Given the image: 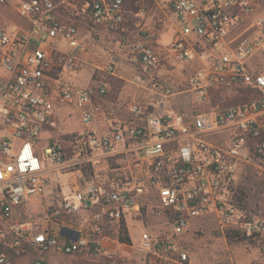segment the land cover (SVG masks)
Segmentation results:
<instances>
[{"label": "built area", "instance_id": "2783aa9c", "mask_svg": "<svg viewBox=\"0 0 264 264\" xmlns=\"http://www.w3.org/2000/svg\"><path fill=\"white\" fill-rule=\"evenodd\" d=\"M161 1L175 31L170 55L198 66L189 91L203 110L193 114L111 103L108 83H75L85 25L128 48L140 67L133 84L158 87L152 44L164 29L138 25L134 36L127 0H20L26 25L0 28V225L14 222L10 233L0 228V245L112 257L111 243L122 245L120 226L133 222L143 227L138 264H192L179 240L193 224L264 235V213L243 186L251 181L264 197V70L253 65L264 58V12L254 0ZM64 41L69 52L58 46ZM117 64L95 68L115 75ZM241 94L250 96L221 105ZM64 111H78L82 128L50 138L41 153V134L58 130ZM54 171L73 175L71 193L52 199L42 218L18 220L29 199L44 196ZM156 219L163 228L150 225ZM0 264L12 262L0 252Z\"/></svg>", "mask_w": 264, "mask_h": 264}, {"label": "rangeland", "instance_id": "374dc122", "mask_svg": "<svg viewBox=\"0 0 264 264\" xmlns=\"http://www.w3.org/2000/svg\"><path fill=\"white\" fill-rule=\"evenodd\" d=\"M258 12H264V0H254ZM20 0H6L0 3V28H10L12 26H23L17 14L16 8ZM126 27L138 34V25L145 27H162L163 35L152 46L156 49L160 59V68L157 74L158 87L153 90L143 88L133 84V77L139 71V65L130 62L128 48L117 45L115 41L102 29L89 32V27L83 30V38L87 42L84 52V65L81 72L76 76L75 81L79 86H88L93 80L103 81L109 84V98L115 102L120 97L119 104L125 106L132 102H138L151 112L161 113L166 110H179L188 114L203 110L195 103V97L190 90V78L197 70L198 66L176 61L169 53L174 37V26L168 10L163 6L161 0H127L126 2ZM58 45L63 51L69 52L71 47L67 42ZM118 60L115 75L99 71L95 67L103 68L112 60ZM253 65L260 70H264V58L253 61ZM170 91V94L167 91ZM123 91V93H120ZM218 96V95H217ZM249 94H241L237 97L227 99L222 106L246 101ZM219 101V99H218ZM215 98L213 105H218ZM58 112L60 125L58 130L45 131L39 138L38 149L42 153L50 138L56 137L65 139V135L71 131H78L82 128L78 111ZM53 186L61 184V190L66 194L69 191L70 177L64 174L61 177L53 175ZM252 182L243 185L249 188V204L256 207L257 211L264 213V197L259 194L258 187H252ZM257 189V190H256ZM51 190V189H50ZM99 213L100 211H95ZM45 210L40 204L25 208V212L20 213L18 220L25 215L34 218H42ZM86 218V217H85ZM25 220V219H24ZM14 222H5L0 228L10 233V226ZM75 224L80 225L76 220ZM150 225L156 229L164 227L162 220H151ZM143 227L140 224L129 222V234L131 247L120 248L118 244L111 243V249L115 251L112 257L102 255L99 258H89L78 255H62L54 252L42 255L39 251H32L25 256L10 257L12 264H138L139 255L132 248H136L140 243V236ZM12 236H10L11 238ZM180 244L188 251L192 264H264V235L252 240L236 241L229 243L226 235L217 232L216 228L207 223L193 224L181 235ZM9 258V257H8Z\"/></svg>", "mask_w": 264, "mask_h": 264}, {"label": "trees", "instance_id": "16d2710c", "mask_svg": "<svg viewBox=\"0 0 264 264\" xmlns=\"http://www.w3.org/2000/svg\"><path fill=\"white\" fill-rule=\"evenodd\" d=\"M195 112H197V109H195ZM243 195H246L247 196V193L246 194L243 193ZM242 200H244L243 197H242ZM20 210H21L20 213H22V212L24 213L25 212V207H23ZM24 219H27V215H25V214H24V217H22L20 221H22ZM68 221L69 222H74L75 219H71L70 218V219H68ZM8 238H10V237H8ZM254 238H256V237L247 238L246 236L240 235L239 232H233V233H231L230 231L227 232V241L229 243H233V242H236V241L252 240ZM119 241L122 244L131 245V242L132 241H131V238H130V234H129L128 228L125 225V223H122V225L119 228ZM32 251H36V250H33V249H29L28 248V251L26 253H18L15 249H12L10 247H7L4 244H1L0 245V252L6 254L7 257H9V259H10V257L12 258V257L25 256V255L31 253ZM41 254L42 255H45L46 253H41Z\"/></svg>", "mask_w": 264, "mask_h": 264}, {"label": "crops", "instance_id": "0c3cea01", "mask_svg": "<svg viewBox=\"0 0 264 264\" xmlns=\"http://www.w3.org/2000/svg\"><path fill=\"white\" fill-rule=\"evenodd\" d=\"M22 22H23V26H25V25H26L25 22H24V21H22ZM131 32H133V31H131ZM133 35L136 36L134 33H133ZM74 81H77L76 78H75ZM94 81H96V79L93 80L91 83H93ZM102 82H103V81H102ZM75 83H76V82H75ZM91 83H90V84H91ZM76 84H77V83H76ZM77 85H78V84H77ZM78 86H79V85H78ZM80 87H83V86L80 85ZM120 93H123V91H121ZM118 95H119V94H118ZM118 95L114 96L115 98L118 99L117 101H115L116 104L119 102V99H120V97H119ZM108 99H110V98H108ZM110 101H111V99H110ZM111 103H114V102L112 101ZM61 126H63L62 123H61ZM53 175H58V177H61L62 175H64V173H61V172H59V171H54L53 173H51V174L49 175V177H50V179H49V184H48L47 187H46V191H45L44 196H34V197H32L31 199H29V201H28V207H27V208L30 209V206H32V205L35 206V205H37V204H40V206H42V207L44 208V210H45V208L48 207V205L50 204V201H51L52 199H57V197L67 196V195H69V194L71 193L70 181H69V186H70L69 191H68L66 194H64V192L61 190V184H60L58 187H54V186H53V182L51 181ZM68 175H69L70 179H71V177L73 176L71 173L68 174ZM50 189H51V190H50ZM42 204H43V205H42ZM30 216H31V215H30ZM119 246H120V248L131 247V246L126 245V244H122V245H119ZM132 248L135 250V248H134L133 246H132ZM135 251H136V250H135ZM136 253H137V252H136ZM137 254H138V253H137ZM138 255H139V254H138ZM139 257H140V255H139Z\"/></svg>", "mask_w": 264, "mask_h": 264}, {"label": "water", "instance_id": "95a60500", "mask_svg": "<svg viewBox=\"0 0 264 264\" xmlns=\"http://www.w3.org/2000/svg\"><path fill=\"white\" fill-rule=\"evenodd\" d=\"M62 233L65 235L66 234V229H63Z\"/></svg>", "mask_w": 264, "mask_h": 264}]
</instances>
